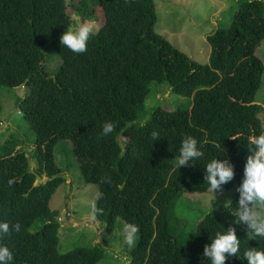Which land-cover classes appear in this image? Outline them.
Instances as JSON below:
<instances>
[{"label": "trees", "instance_id": "trees-1", "mask_svg": "<svg viewBox=\"0 0 264 264\" xmlns=\"http://www.w3.org/2000/svg\"><path fill=\"white\" fill-rule=\"evenodd\" d=\"M235 3L230 24L207 37L209 62L200 63L156 31L155 0H0V87L25 90L19 109L36 133L29 155L18 146L11 150V140L0 145V222L21 224L20 232L0 240L14 254L11 264L109 262L99 243L59 251L60 222L50 202L64 182L55 157L61 140L71 142L84 180L99 186L97 219L109 227L121 219L138 228L130 264H211L205 246L230 227L240 251L226 264H248L244 252L250 247L264 250V238L248 240L247 226L233 223L237 191L228 204L217 202L206 213L196 205L203 217L194 229L177 213L185 193L209 192L205 165L212 159L230 160L235 177L221 190L237 189L247 138L264 131L258 116L264 105L256 99L264 76L257 54L264 48V0ZM74 15L98 22L81 54L60 42ZM48 45L62 59L54 75L44 65ZM154 84L190 101L157 107L143 121ZM106 121L115 123V131L103 136ZM153 132L160 139L154 141ZM188 136L204 156L179 169L175 157ZM10 179L15 183L9 185Z\"/></svg>", "mask_w": 264, "mask_h": 264}, {"label": "rangeland", "instance_id": "rangeland-1", "mask_svg": "<svg viewBox=\"0 0 264 264\" xmlns=\"http://www.w3.org/2000/svg\"><path fill=\"white\" fill-rule=\"evenodd\" d=\"M237 1L155 0L158 14L156 31L194 60L200 63H208L211 45L207 37L219 26L230 24L234 14L232 7ZM78 2L79 0H67L69 5ZM73 18L72 28L85 21L94 22L96 26L98 25L96 18L93 21L83 15H74ZM45 49L47 51L44 62L45 68L51 75H54L62 59L52 45L46 46ZM257 49V54L261 55L264 60V48L260 50L259 46ZM24 93L25 90L22 88L0 87V145L6 140H11L10 143L6 142L11 150L18 146L17 148H21L29 155L35 144L36 133L19 109V103L24 97ZM256 99L262 106L264 105V76L262 87L258 91ZM188 101H190L189 98L173 92L170 86L154 84L151 86V91L146 99V110L139 119L147 120L157 107L172 109ZM258 116L264 127L263 108H261ZM71 146L69 140H61L55 148L56 161L63 170L64 178V182L57 188L50 202L52 210L56 213L55 218L60 222L59 251L64 253L78 246H92L99 243L108 256V264H130L128 260L129 250L132 247L125 243L122 233L123 226L128 223L118 219L114 227H109L97 219L96 214L93 213V205L95 207L97 205L99 186L84 180ZM30 167L31 169L37 167V162L33 158H31ZM46 180L47 177L38 178L36 183ZM235 192L236 188L233 187L221 194L210 190L207 193H185V196L179 200L177 210L180 222H190L194 229L203 217H200L201 212L197 211L196 205L202 206L204 213H206L210 208L217 207V202L228 204ZM190 208L195 209L196 212ZM137 239L138 232L136 242Z\"/></svg>", "mask_w": 264, "mask_h": 264}, {"label": "clouds", "instance_id": "clouds-1", "mask_svg": "<svg viewBox=\"0 0 264 264\" xmlns=\"http://www.w3.org/2000/svg\"><path fill=\"white\" fill-rule=\"evenodd\" d=\"M98 32L94 22H80L75 28L67 27L61 35L60 42L75 54L87 51L88 41ZM115 131V123L106 121L102 125V135L108 136ZM232 139H238L239 135H231ZM152 139H160L158 132L152 133ZM248 156L244 168V178L236 191L240 194L237 202V210L232 213L235 216L234 224L247 226L248 240L264 238V131L259 135H249L247 138ZM219 148V145H217ZM204 153L198 147V141L192 136L185 137L180 147L179 155L175 157L174 167L179 169L191 163L200 161ZM195 161V162H194ZM205 182L210 191L221 194L223 186L235 177L234 165L228 159H212L205 165ZM9 185L15 183L8 181ZM102 212L93 205V213ZM21 224H11L8 221L0 222V240L10 236L12 232H20ZM138 228L131 224H125L122 229L124 241L129 247L136 242ZM240 251V238L236 228L230 227L223 233L217 232L212 243L206 245L203 256L208 258L211 264H226L229 256H237ZM14 259L12 250L4 244H0V264H11ZM244 259L248 264H264V250L250 247L244 252Z\"/></svg>", "mask_w": 264, "mask_h": 264}]
</instances>
